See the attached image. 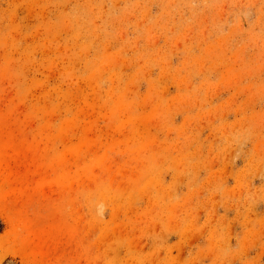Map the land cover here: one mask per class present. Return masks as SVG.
I'll use <instances>...</instances> for the list:
<instances>
[{
  "label": "rangeland",
  "instance_id": "1",
  "mask_svg": "<svg viewBox=\"0 0 264 264\" xmlns=\"http://www.w3.org/2000/svg\"><path fill=\"white\" fill-rule=\"evenodd\" d=\"M0 264H264V0H0Z\"/></svg>",
  "mask_w": 264,
  "mask_h": 264
}]
</instances>
